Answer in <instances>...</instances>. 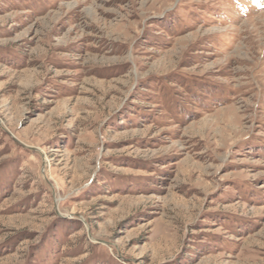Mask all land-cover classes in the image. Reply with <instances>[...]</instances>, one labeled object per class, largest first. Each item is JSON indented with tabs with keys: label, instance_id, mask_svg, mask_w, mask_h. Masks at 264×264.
Instances as JSON below:
<instances>
[{
	"label": "rangeland",
	"instance_id": "rangeland-1",
	"mask_svg": "<svg viewBox=\"0 0 264 264\" xmlns=\"http://www.w3.org/2000/svg\"><path fill=\"white\" fill-rule=\"evenodd\" d=\"M0 264H264V0H0Z\"/></svg>",
	"mask_w": 264,
	"mask_h": 264
}]
</instances>
